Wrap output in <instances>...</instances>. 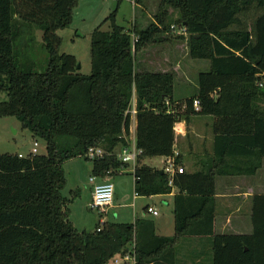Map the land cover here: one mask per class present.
I'll use <instances>...</instances> for the list:
<instances>
[{
  "label": "trees",
  "instance_id": "16d2710c",
  "mask_svg": "<svg viewBox=\"0 0 264 264\" xmlns=\"http://www.w3.org/2000/svg\"><path fill=\"white\" fill-rule=\"evenodd\" d=\"M78 2L0 0V89L8 93L0 116H16L47 148L46 154L0 153V264H108L126 254L135 264H181L179 249L193 239L205 245L192 252L194 260L204 261L212 250L205 264H264V192L252 197L251 232L216 229L217 177L254 175L264 164V0H161L145 28L119 24L116 8L91 33L90 73L80 71L75 54L62 51L58 32L71 24ZM29 22L42 28L45 68L25 65L15 52ZM172 22L188 31L191 56L211 64L183 110L175 99L176 72L140 70L138 62L141 51L163 42ZM134 96L136 144L143 149L135 190L145 196L176 190L175 234H158L146 217L106 220L99 230L98 221L94 230L80 231L69 207L77 195L62 192L64 162L91 160L89 148L100 146L106 154L91 160L93 175L112 179L128 168L112 152L129 144ZM193 114L214 117L212 156L198 169L177 172L171 185L169 174L146 158L175 155L182 164L175 125Z\"/></svg>",
  "mask_w": 264,
  "mask_h": 264
},
{
  "label": "crops",
  "instance_id": "0c3cea01",
  "mask_svg": "<svg viewBox=\"0 0 264 264\" xmlns=\"http://www.w3.org/2000/svg\"><path fill=\"white\" fill-rule=\"evenodd\" d=\"M90 1L95 2V0H90ZM101 1H102V8L99 11H97L98 9H96V12L94 10L92 12L93 16L96 15L94 18H90L87 15L88 13H82L83 14L82 18L84 19V22L81 24V27H80L81 30L90 31L92 33L95 27L100 24L99 22L100 20H102L103 16L111 8H113V6H115L114 3L113 4L111 3V0H101ZM159 3H160V0H145L144 5H141V4L136 3V1H133V0H117V4L115 7V9L117 8L119 10L117 14V21L119 23V18L121 17H123L124 20L127 17H131L129 20L130 24L127 26V28L134 27L135 24L138 22L139 24H141L142 28H145L150 23V21L148 20L149 18L151 20H154L153 9H157ZM123 7H126V8L131 7L133 10L132 14L128 15L127 11L123 10ZM94 8L95 7H93V9ZM79 15H80V12H79ZM105 27L106 28L108 27L107 24H105ZM80 29L79 28L76 29L78 35H82ZM164 43L166 44H163V43L160 44L159 46L160 48L152 46L151 48H147L140 52V53H144L145 58H143L140 62L138 60L139 65H140L139 69L140 70H151V71H163V72L175 71L177 74L176 78H183L185 80L184 93H178L176 91L174 92L175 99L181 101L182 103L181 107L183 110L185 109V106H186L184 103L185 99L193 96L198 91L199 73L201 71L209 70L211 64L208 59H196L192 57H190V59L185 60V61L179 60L178 55H173L172 50H168L170 47L174 46L173 42L168 40V41H165ZM178 45L181 46V44H176V46ZM70 53L75 54L77 58L79 59V53L78 51L75 50V47L71 48ZM198 61H201V62H198ZM79 63L81 64V62ZM190 73H194V75L196 74L197 76V81L192 82L193 84H190L189 82L191 78ZM187 88L190 90L188 91V93L185 92ZM131 107L132 108L136 107V96H134L132 100ZM212 117H213L212 115L193 114L190 116V118L182 117L179 121L176 122L175 152L182 154V165L183 166L186 167L187 164H191L193 166L191 170L198 169L201 166L202 161L205 159L204 158L205 156L198 155V153L205 151V148L203 147V145L206 142L209 143L210 150L212 151L213 149L214 118ZM136 130H137V118H136V114L134 113L133 118H132V123H131L129 142L136 141ZM78 158H82V157H75V158L69 159L64 162V165L69 163L67 164L69 169H72L73 171L76 170V172L80 174L79 180H74L73 178L74 182L71 187V191L73 193H76L77 195L73 199V202H72L73 207H72L71 218L73 219L74 222H75V216H77V215L74 216L75 210L77 213H79L84 208L95 210L90 207V203L92 201V196H93V182L89 178L91 176L88 175V174L92 175L93 165L89 167V166H85L84 164H77L76 162H74V160ZM78 165L80 166V170L77 167H75ZM132 169L133 168L129 165L128 168H125L123 171H120L119 174L112 177V180L115 184L116 198L118 199L121 198V194L119 192L120 190L116 188V183H115L116 176L122 175V174H133L134 175V172ZM259 175H262L264 178V164L259 169V171L254 175H233V176H224V177L218 176L217 182L219 181V179H222L224 183L226 182V185H224L222 189H219L218 183L216 184L217 185L216 187L217 188L216 229L218 232H226L224 230L220 231V226L218 224V214L221 209H222L221 212L223 213L221 224L224 228H227L228 226L232 229L231 232H234V233H249L252 231V228H253L252 221H251L252 197L255 193L264 192V180L259 181L257 179ZM135 182H136V179H135ZM134 189H135V183H134ZM175 193H176V190L174 189L169 194H164V195L170 196L174 200ZM155 196H158V195L145 196V195L136 194V190H135L132 206L134 207V214L136 217L134 218L133 221H135V219L138 217L148 218L147 217L148 215H143L142 213L138 215L136 211L137 204L139 205V207L142 206L141 208H143L145 212H147V207L149 205L157 207L156 202H154V200L148 199V198L153 199ZM244 204L248 205V210L241 209L242 206H244ZM119 205L123 206V204H119ZM113 206H116L114 205V202L108 207L110 208ZM100 214L101 213L98 212L97 220L99 219ZM155 224L157 228H160L157 226L156 222ZM198 241L199 243H197V248L194 247L192 249H188L187 256L188 258H191L190 264H195L196 262L200 263V257L194 260L193 258L194 255H192V252L202 251L205 245H204V242H202L199 239L187 240L186 242H184L185 245H191L193 244V242H198Z\"/></svg>",
  "mask_w": 264,
  "mask_h": 264
},
{
  "label": "rangeland",
  "instance_id": "374dc122",
  "mask_svg": "<svg viewBox=\"0 0 264 264\" xmlns=\"http://www.w3.org/2000/svg\"><path fill=\"white\" fill-rule=\"evenodd\" d=\"M111 3L112 4L114 3L115 6H113V8H111L103 16L102 20L105 19L106 16H108L113 10H115L117 0H111ZM93 7L95 8L93 9ZM101 8H102L101 0H95V2L90 1V0H79L78 4L73 9V20L71 24L65 28H61L58 30L63 40L62 45H61L62 51L71 52V48H74V47H75V50L78 51L79 61L81 62L80 71L82 73H90L91 71V50H90L91 49V34H90L91 32L80 29L81 24L84 22V19L82 18V15H83L82 13H88L87 15L90 18H94L96 15L93 16L92 14L93 10L96 12V9H98L97 11H99ZM158 8L159 7H157V9H153L154 15L158 12ZM123 10L127 11L128 15H131L133 12L131 7L130 8L123 7ZM118 11L119 10H117V14H118ZM169 11L172 13L171 17L173 19L179 16V11L174 10L173 8H170ZM79 12H80V15H79ZM254 15L255 13L253 11L249 12V14L246 16L248 19V22L251 21V17H254ZM130 18L131 17H127L124 20L123 17H121L119 18V23L127 27L130 24L129 22ZM102 20H100L99 23H101ZM148 20L150 22L153 21L150 18ZM31 24L33 25L30 27V30H29L30 32L25 35L26 37L21 36L20 37L21 39H18L17 41H15V52L17 54L21 53V56L24 60L25 65L36 67V68H45L47 64V51L42 44V28L37 23H31ZM171 25H172V28L174 29L172 30L170 29V31L163 33L162 43L166 44L164 43L165 41H168V40L172 41L174 46L170 47L168 50H172L173 55H178L179 60L185 61V60L190 59V57L192 56L190 54V47L188 44V39H189L188 31L186 30L185 27L180 26L179 23L177 24L175 22H172ZM78 28L80 29L82 35L77 34L76 29ZM30 35L32 36V39L28 40ZM26 44H29V45L26 46ZM160 44L154 45V46L159 47ZM176 44H181V46L179 45L176 46ZM143 58H145L144 53H139L138 55L139 62ZM198 62H201V61H198ZM176 76L177 74L175 75V91L178 93H184L185 80L183 78H176ZM190 77H191L189 80L190 84H193L192 82L197 81L196 74L194 75V73H190ZM188 91L190 90L187 88L185 92L188 93ZM7 99H8L7 91L4 89H0V101L7 100ZM35 141H38L39 143L37 147L38 154H46L47 153L46 143L42 139L34 137L33 134L30 132V130L25 128L22 122L16 116H13V115L0 116V153H22L24 155H27L30 153L31 149L33 148ZM203 147L205 148V151L198 153V155H203L205 156L204 158H209L210 155L212 154L213 149L212 151L210 150L208 142H206L203 145ZM164 159H166V156H151V157L146 158V163L150 164L151 166H155V167L163 169V167L165 166ZM74 162H76L77 164H84L85 166H89V167L92 165L91 160H85L83 158L75 159ZM67 164L64 165V171H65L67 183L65 187L63 188L62 192L64 195H66V197L71 198L73 196V192L71 191L72 184L74 180H79L80 174H78L76 170L73 171L72 169H69ZM75 167H77L80 170L79 165ZM186 167L184 166L185 170H191L193 168L191 164H187ZM88 175L91 176V174H88ZM257 179L259 181L264 180L262 175H259ZM115 183H116V188L120 190L118 191L121 194V198L118 199L115 196L114 205L116 206H113L110 208L107 207L106 209L108 212L104 211L103 216L105 220H111V221H116V222L133 221L134 218L136 217L134 214V207L132 206L133 196L135 194V189H134L135 177L133 174L118 175L116 176ZM217 183L219 185V189H222V187L226 185V182L224 183L222 179H219ZM148 199L154 200V202H156V206L160 214L153 215V214L147 213L145 212L143 208H141L142 206L139 207V205L137 204L136 211L138 215L142 213L143 215H148L147 216L148 218H152L157 223V226L160 227V228L156 227L157 233L161 235H165V236L174 235L175 234V214L173 211L174 209L173 208L174 206L173 198L170 196H166L164 194H158V196H155L153 199L151 198H148ZM72 202L73 200L71 201L69 205L71 209V215H72V207H73ZM119 204H123V206H120ZM241 209L248 210V205L244 204V206H242ZM221 210L218 214V224L220 226V231L224 230L226 232H231L232 229L230 227L227 226V228H224L221 224L222 216H223L222 215L223 213L221 212ZM74 216H75V222L73 221L72 218L71 219L74 222L75 226L80 231L94 230L96 227V224L98 223V220H97L98 212L95 210L84 208L79 213H77L75 210ZM206 240L207 239H205V241ZM197 243H199V241L193 242V244L191 245H185V243H183V245L180 247L179 252H178V259L181 264H190L191 258H188L187 256L188 249H192L194 247L197 248ZM205 252L206 253H205L204 261H208V259L212 260V250L210 251L207 250ZM201 259H203L202 256L200 257V262L205 264V262L202 261ZM108 264H113V263L110 261ZM122 264H133V261L126 260Z\"/></svg>",
  "mask_w": 264,
  "mask_h": 264
},
{
  "label": "built area",
  "instance_id": "2783aa9c",
  "mask_svg": "<svg viewBox=\"0 0 264 264\" xmlns=\"http://www.w3.org/2000/svg\"><path fill=\"white\" fill-rule=\"evenodd\" d=\"M135 1V0H133ZM185 30V28H184ZM194 107L196 109L200 108V100L197 98L194 101ZM130 112L132 114H136V107L132 108L130 107ZM38 141L34 142V146L31 149V154H37L38 153ZM143 149L138 147L136 144V141L129 142L128 145L122 146L117 148L112 153L115 154L119 160L122 162L129 163L130 166H132V170L134 172L135 170V164L138 159V157L142 154ZM106 154V151L103 147L100 146H92L89 148L87 156L91 160L98 159L104 157ZM177 155L178 153L175 152ZM21 156L24 154L20 153ZM165 166L163 167V170L169 174V184H174V175L177 172H184V166L176 161V157L174 156H166V159H164ZM122 169L121 171H123ZM90 180L93 182V196L92 201L90 203V207L100 212V217L98 219L99 226L98 230L101 229L103 224L106 222L103 212L107 211V207L110 206L114 202L115 197V184L112 179H104L97 175H91ZM136 194H138L136 192ZM147 212L152 213L153 215H158L159 210L157 207L149 205L147 207ZM126 260L133 261V264L136 263V257L132 254H126L123 257H116L113 260V264H122Z\"/></svg>",
  "mask_w": 264,
  "mask_h": 264
},
{
  "label": "water",
  "instance_id": "95a60500",
  "mask_svg": "<svg viewBox=\"0 0 264 264\" xmlns=\"http://www.w3.org/2000/svg\"><path fill=\"white\" fill-rule=\"evenodd\" d=\"M80 67H81V64L79 63V64H78V68H80Z\"/></svg>",
  "mask_w": 264,
  "mask_h": 264
}]
</instances>
